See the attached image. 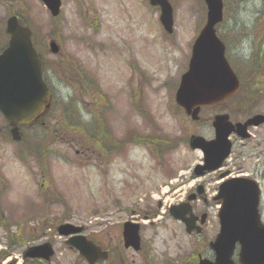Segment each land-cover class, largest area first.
<instances>
[{
	"label": "rangeland",
	"instance_id": "374dc122",
	"mask_svg": "<svg viewBox=\"0 0 264 264\" xmlns=\"http://www.w3.org/2000/svg\"><path fill=\"white\" fill-rule=\"evenodd\" d=\"M170 2L172 33L148 0H62L57 17L42 0H0V51L8 43L7 17L20 14L52 92L49 109L22 127L20 141L0 112L1 264H88L56 231L63 222L84 225L88 238L111 249L97 264H198L199 253L213 257L208 241L220 227L217 202L202 234H188L168 209L203 181L211 198L226 170L259 181L264 221V126L251 127L248 139L233 135L230 157L206 177H193L203 154L189 144L192 134L214 137L215 113L228 112L235 122L264 113V0H224L217 31L242 86L204 107L200 121L175 95L207 6ZM126 221L141 224L139 251L124 248ZM43 242L55 249L50 261L24 258Z\"/></svg>",
	"mask_w": 264,
	"mask_h": 264
},
{
	"label": "water",
	"instance_id": "95a60500",
	"mask_svg": "<svg viewBox=\"0 0 264 264\" xmlns=\"http://www.w3.org/2000/svg\"><path fill=\"white\" fill-rule=\"evenodd\" d=\"M56 16L60 13L61 0H43ZM161 7V22L168 32L173 31V7L169 0H149ZM208 16L205 26L196 38L188 70L183 73L176 92V101L183 106L193 119L199 118L202 105L213 104L233 94L240 80L225 56V44L216 33V24L223 19V0H205ZM6 30L10 33L9 45L0 53V109L4 112L12 128L14 139L22 137L20 124L29 123L49 106L50 89L42 75L41 59L35 49L31 30L21 23L17 15L7 19ZM51 50L57 52L59 46L51 42ZM264 121V115L257 114L245 123L233 124L228 114H218L214 119L216 138L207 140L200 135H192V148H201L205 154L203 168L215 169L230 153L228 138L232 131L247 136L250 124ZM192 198L191 196L189 197ZM218 198L223 199L220 210L221 232L211 242L216 252L214 261L201 258L199 264H264V223L258 209L260 188L256 181L248 177L230 179L221 185ZM187 203L173 205L170 213L186 223L188 232L195 229V216ZM62 235L74 234L67 243L79 249L90 264L107 258L108 252L96 245L85 235L78 234L83 226L63 223L58 226ZM140 224L127 221L124 224L125 245L140 248ZM237 241L240 242L239 260L233 258ZM54 249L49 242L30 246L26 257L49 259Z\"/></svg>",
	"mask_w": 264,
	"mask_h": 264
},
{
	"label": "flooded vegetation",
	"instance_id": "af4514ba",
	"mask_svg": "<svg viewBox=\"0 0 264 264\" xmlns=\"http://www.w3.org/2000/svg\"><path fill=\"white\" fill-rule=\"evenodd\" d=\"M260 126H264V124H262ZM226 171H228V174L230 176H236V174H230V170H226ZM207 174H208V172L204 173L203 175H200V177H202V176L206 177ZM237 175H239V174H237ZM193 177L198 178V175L193 174ZM206 183L207 182H205V181L202 182L203 189H204V194L201 197H198L195 201L192 202V206H193V210H194L195 214L201 215L204 212L207 213L206 222L202 225V232L206 229V227H207V225H208V223L210 221V209L214 206V202H215L214 194L211 195V198L209 196L210 195L208 193L209 189H207ZM216 188H217V190L219 189V184L217 185ZM197 190H198V186H195L189 193L196 192ZM189 193H187V196H188ZM187 196H185L184 200H187ZM202 207H203V209H202ZM198 223H200V220L198 221Z\"/></svg>",
	"mask_w": 264,
	"mask_h": 264
},
{
	"label": "trees",
	"instance_id": "16d2710c",
	"mask_svg": "<svg viewBox=\"0 0 264 264\" xmlns=\"http://www.w3.org/2000/svg\"><path fill=\"white\" fill-rule=\"evenodd\" d=\"M102 132H103V130H102ZM102 134L105 135L104 133H101V135H102ZM94 138H96V137H94ZM97 139L99 140L98 135H97Z\"/></svg>",
	"mask_w": 264,
	"mask_h": 264
}]
</instances>
